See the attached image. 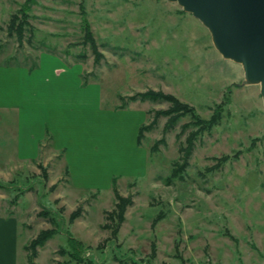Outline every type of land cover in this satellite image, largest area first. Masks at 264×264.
<instances>
[{"label": "rangeland", "instance_id": "obj_1", "mask_svg": "<svg viewBox=\"0 0 264 264\" xmlns=\"http://www.w3.org/2000/svg\"><path fill=\"white\" fill-rule=\"evenodd\" d=\"M45 55L79 76L38 73ZM243 79L176 2L0 0V106H20L0 107V218L18 222V264H264V107Z\"/></svg>", "mask_w": 264, "mask_h": 264}, {"label": "water", "instance_id": "obj_2", "mask_svg": "<svg viewBox=\"0 0 264 264\" xmlns=\"http://www.w3.org/2000/svg\"><path fill=\"white\" fill-rule=\"evenodd\" d=\"M168 1L200 20L222 57L241 64V84H259L264 107V0Z\"/></svg>", "mask_w": 264, "mask_h": 264}, {"label": "crops", "instance_id": "obj_3", "mask_svg": "<svg viewBox=\"0 0 264 264\" xmlns=\"http://www.w3.org/2000/svg\"><path fill=\"white\" fill-rule=\"evenodd\" d=\"M52 63V66L50 67L52 69V76L54 79H57L60 77V75L64 73H71V71H75L78 73L80 68L78 66L71 67L69 69L68 66H66L61 60L55 58V56L52 55H45L42 56L40 59V65L37 72L39 73L42 69V65L45 62ZM45 79V78H44ZM80 80L74 79L75 87L80 88ZM2 108H8L16 112L17 118L19 119L20 114V106L12 105V106H0ZM141 116L140 114L138 115ZM139 128V126H138ZM138 133V130H137ZM30 140H32V144L35 150V144L33 141L35 140V136L30 137ZM137 140V136H136ZM20 149V148H19ZM31 157V156H29ZM28 158L25 154L19 153L18 159L23 160ZM17 226L18 222L16 219H14L12 216H5L0 218V264H18V256H19V243H18V236H17ZM23 248H25V243L23 244Z\"/></svg>", "mask_w": 264, "mask_h": 264}, {"label": "trees", "instance_id": "obj_4", "mask_svg": "<svg viewBox=\"0 0 264 264\" xmlns=\"http://www.w3.org/2000/svg\"><path fill=\"white\" fill-rule=\"evenodd\" d=\"M29 1V0H27ZM25 5L23 8V11L21 12L20 11V14L18 16H14L12 15L9 22H8V25H7V33L9 34H15L16 37L18 38V40H22V39H30V36L29 37H26V33L28 30H31V26L28 24L26 18L27 16L24 14V9H25ZM82 27H83V30H84V36L87 40H89L91 42V46L93 49H95V46H94V43L92 41V37H91V32H90V29H89V24L87 23V21L83 18L82 19ZM15 60L14 57H10L8 58L7 60H5L6 62H4V60H2L5 64L7 65H11V60ZM12 60V61H13ZM14 64H19L21 65V63H15L13 62ZM38 66V62L35 61V62H32L29 66H28V70L31 71V69L35 68ZM84 84V83H83ZM166 99H171L172 102L174 103H177L176 100L171 97V96H164ZM177 106H179L180 108H182L183 111H188L190 110L189 107H187L186 105L184 104H181V103H177L176 104ZM214 120H212V118H210L208 124H211L213 123ZM208 126V125H207ZM144 128V124H141L138 128V133H137V140H136V143L138 146H141V136H142V130ZM119 204H120V200H119ZM117 204V206L119 205ZM124 204V203H123ZM116 206V208H118ZM123 207L124 205L121 206V210H123ZM115 212V211H114ZM77 212H73L71 214L72 218H74L76 216ZM53 231L52 230H43L41 231L36 238H34L32 241H31V245L34 246V245H37V244H41L43 243L50 235H52ZM71 242L74 246L76 247H79L80 246V243H78V241L76 239H73V237H71ZM26 247V246H25ZM89 264V263H87Z\"/></svg>", "mask_w": 264, "mask_h": 264}]
</instances>
